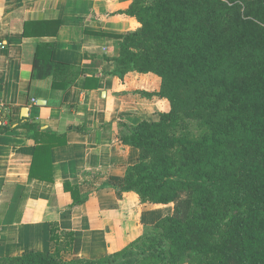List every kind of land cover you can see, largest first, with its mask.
<instances>
[{"label": "trees", "instance_id": "obj_1", "mask_svg": "<svg viewBox=\"0 0 264 264\" xmlns=\"http://www.w3.org/2000/svg\"><path fill=\"white\" fill-rule=\"evenodd\" d=\"M124 13L140 27L113 35L119 40L118 54L107 58L113 74H156L161 88L152 95L166 98L170 110L126 125L121 140L139 150V159L114 188L120 196L135 191L144 202L174 203V211L119 251L128 255L149 237L160 249L142 252L163 261L264 264V0H132ZM60 25L31 20L23 34L54 37ZM54 47L52 40L37 44L32 78H51L54 89L67 91L81 67L56 60ZM183 119L196 120L200 132L184 130ZM21 126L35 142L30 177L54 181L52 149L67 144V135L29 118ZM64 186L72 205L85 201L78 184ZM74 235L51 223V251L3 257L0 264L109 261L110 254L70 259Z\"/></svg>", "mask_w": 264, "mask_h": 264}, {"label": "crops", "instance_id": "obj_2", "mask_svg": "<svg viewBox=\"0 0 264 264\" xmlns=\"http://www.w3.org/2000/svg\"><path fill=\"white\" fill-rule=\"evenodd\" d=\"M131 2L0 0V258L51 251V223L74 231L70 259L101 258L173 213L174 203L144 202L135 191L120 196L114 188L139 159V150L121 140L126 125L156 121L170 110L166 98L152 95L161 88L159 76L129 72L120 78L107 60L118 54L113 35L140 27L124 13ZM52 19L61 20L56 36H24L25 22ZM43 40L54 41L56 60L81 67L67 91L54 89L51 78H32ZM24 107L28 116H22ZM25 118L68 137L52 149L54 181L30 177L35 142L21 126ZM66 181L79 185L83 203L72 205Z\"/></svg>", "mask_w": 264, "mask_h": 264}, {"label": "rangeland", "instance_id": "obj_3", "mask_svg": "<svg viewBox=\"0 0 264 264\" xmlns=\"http://www.w3.org/2000/svg\"><path fill=\"white\" fill-rule=\"evenodd\" d=\"M169 111V110H168ZM184 130L190 131L192 134H198L200 132V127L196 120L193 119H183L182 120ZM153 232H149V236L153 237ZM148 236V235H147ZM159 246H156L155 243H152V239L147 237L144 241H136L135 245L133 246L132 253L128 255L121 254V251L116 253H111L109 261L104 262L102 264H129L127 261L130 259H137L138 262L135 264H198V259L195 258L193 260H180L178 259L176 262H171L170 260L163 261L159 257L151 256L150 254H146L142 252V249L146 250H155L159 251Z\"/></svg>", "mask_w": 264, "mask_h": 264}, {"label": "water", "instance_id": "obj_4", "mask_svg": "<svg viewBox=\"0 0 264 264\" xmlns=\"http://www.w3.org/2000/svg\"><path fill=\"white\" fill-rule=\"evenodd\" d=\"M37 103L39 105H45L46 104V100H43V99H39L37 101ZM22 116H28V107H24L23 110H22Z\"/></svg>", "mask_w": 264, "mask_h": 264}, {"label": "built area", "instance_id": "obj_5", "mask_svg": "<svg viewBox=\"0 0 264 264\" xmlns=\"http://www.w3.org/2000/svg\"><path fill=\"white\" fill-rule=\"evenodd\" d=\"M33 102H37L36 99H33Z\"/></svg>", "mask_w": 264, "mask_h": 264}]
</instances>
